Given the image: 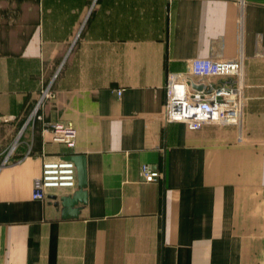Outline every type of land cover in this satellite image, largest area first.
I'll return each mask as SVG.
<instances>
[{
	"label": "crops",
	"instance_id": "obj_1",
	"mask_svg": "<svg viewBox=\"0 0 264 264\" xmlns=\"http://www.w3.org/2000/svg\"><path fill=\"white\" fill-rule=\"evenodd\" d=\"M238 57L239 129L161 120L167 73ZM72 154L85 202L62 218L30 192ZM0 264H264V0H0Z\"/></svg>",
	"mask_w": 264,
	"mask_h": 264
},
{
	"label": "built area",
	"instance_id": "obj_2",
	"mask_svg": "<svg viewBox=\"0 0 264 264\" xmlns=\"http://www.w3.org/2000/svg\"><path fill=\"white\" fill-rule=\"evenodd\" d=\"M193 78H219L210 81L205 88H193ZM47 85L40 92L31 116L36 115L42 101L52 94ZM244 84L242 60L194 58L188 63V71L183 74L167 73L164 85V99L161 120L164 123L180 122L187 129L196 130L204 125H232L240 128ZM52 142L73 148L76 131L69 121H54L45 127ZM139 175L145 183L157 182L162 173L154 166L143 163ZM76 185L75 167L71 160L64 158L44 159L38 176L32 180L30 197L43 200L52 190L72 189Z\"/></svg>",
	"mask_w": 264,
	"mask_h": 264
},
{
	"label": "water",
	"instance_id": "obj_3",
	"mask_svg": "<svg viewBox=\"0 0 264 264\" xmlns=\"http://www.w3.org/2000/svg\"><path fill=\"white\" fill-rule=\"evenodd\" d=\"M195 89H200L199 85H192ZM73 162L75 167L76 189L69 195H47L52 200V205L60 207V216L62 218L75 217L79 210L78 203L85 202V164L84 157L79 154H72L63 157Z\"/></svg>",
	"mask_w": 264,
	"mask_h": 264
}]
</instances>
